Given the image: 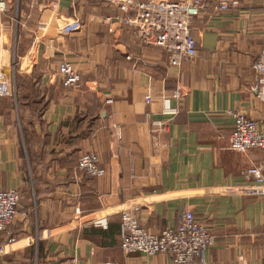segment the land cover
<instances>
[{"label":"crops","instance_id":"1","mask_svg":"<svg viewBox=\"0 0 264 264\" xmlns=\"http://www.w3.org/2000/svg\"><path fill=\"white\" fill-rule=\"evenodd\" d=\"M5 1L0 71L15 87L0 97V188L23 197L0 233V264H174L166 253L123 251L120 212L135 203L154 232L193 210L216 237L208 264H264V194L243 190L259 182L250 167L262 164L264 175L263 151L230 148V110L264 129L254 87L264 0L227 9L205 0L192 22L197 54L180 65L107 21L118 9L103 1ZM65 59L82 86L63 84ZM179 84L187 92L173 98ZM86 151L99 154L105 175L77 169Z\"/></svg>","mask_w":264,"mask_h":264},{"label":"built area","instance_id":"2","mask_svg":"<svg viewBox=\"0 0 264 264\" xmlns=\"http://www.w3.org/2000/svg\"><path fill=\"white\" fill-rule=\"evenodd\" d=\"M117 7L118 12L108 15L109 22H118L129 26L143 44L161 47L168 55L172 65H180L184 60L196 56L197 39L192 32L194 17L204 11L205 0H100ZM237 3L236 0L233 1ZM216 7L229 8V0H221ZM0 9L7 10V2L0 1ZM254 87L264 97V49L255 63ZM59 73L66 86L80 87L83 79L75 64L65 59L59 64ZM183 85H177L171 96L181 98L186 94ZM13 93L11 80L0 71V97ZM153 96L146 95L151 102ZM235 127L230 135V148L245 151L260 147L264 155V129L258 122L242 109H233ZM159 128L164 126L161 120L156 121ZM77 169L83 173L102 177L106 169L100 163V156L94 151H86L80 155ZM259 181L249 188L243 189L252 193L264 194V175L262 164L248 169ZM19 188H0V233L7 230L14 222L22 201ZM141 206L137 203L121 210V247L125 253L141 252L147 255L166 253L172 257L174 264H208L206 251L215 244L216 237L193 210L184 209L177 226L165 227L159 232L151 231L141 221ZM264 232V231H263ZM13 241L15 237L9 236ZM71 264H77L73 261ZM98 264H126L113 259Z\"/></svg>","mask_w":264,"mask_h":264},{"label":"rangeland","instance_id":"3","mask_svg":"<svg viewBox=\"0 0 264 264\" xmlns=\"http://www.w3.org/2000/svg\"><path fill=\"white\" fill-rule=\"evenodd\" d=\"M7 76V75H6ZM8 77V76H7ZM12 84V83H11ZM13 87H15L14 85H13ZM12 95V94H11ZM156 121H158V120H156ZM156 121H155V125H157V127H158V124L156 123Z\"/></svg>","mask_w":264,"mask_h":264}]
</instances>
